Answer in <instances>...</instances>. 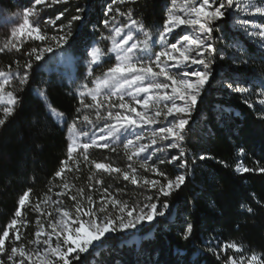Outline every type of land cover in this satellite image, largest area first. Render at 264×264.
<instances>
[{
	"label": "trees",
	"instance_id": "16d2710c",
	"mask_svg": "<svg viewBox=\"0 0 264 264\" xmlns=\"http://www.w3.org/2000/svg\"><path fill=\"white\" fill-rule=\"evenodd\" d=\"M171 1L125 0L120 3L117 0L113 4L112 0H68L66 4H52L50 7L38 5L46 20H54L67 9L55 25L40 24L42 32L49 37L64 35L68 29L61 30L58 26L67 25L71 16L77 14L76 8L86 9L84 21L73 22L72 35L66 45L76 57L73 79L47 70L34 55H28L32 48L45 47L53 43L51 41L30 39L18 44L19 51L5 49L0 52V69L12 73L5 89L13 93L16 101L11 106L14 107L13 114L4 126H0V235L14 218L19 198L31 189L29 203L21 210L28 223L26 226L17 225L21 234V240L17 242L32 249L33 244L29 241L33 240L39 212L33 208L46 193L49 196L62 191V178L55 173L66 164L63 181L75 185L63 190L65 194L60 196L66 204L76 203L71 196L77 194L78 188L84 190L78 199L86 207L87 196H92L99 206L104 188L112 197L129 206L140 208L147 201L161 206L165 200L168 204L165 215L156 220L151 238L143 246L129 248L117 245L116 241L107 242L105 248L83 254L79 264H225L229 258L244 264L253 254L264 260V173L237 171L238 166L264 167V119L261 118L264 104L260 102L264 100L261 93L264 87V48L230 29L227 21L220 25L219 32L213 33L216 38L223 36L222 40L214 41L217 52L211 68L216 74L203 91L191 116L190 129L184 132L185 139L181 143L188 168H181L176 162L168 163L176 155L173 151L158 152L148 161L149 165L155 164L165 172L168 178L187 173L185 183L169 197L160 196L157 200V190L146 186L143 180L165 182L164 178L141 167V158L129 160L131 152L124 148V143L109 148L91 147L88 149L89 160L110 163L130 175L132 172L128 166L131 164L137 183L124 179L122 172L97 171L94 164L84 161L76 153L69 159L66 127L60 126L47 112L45 100L63 114L66 124L75 120L80 126L84 115L97 119L96 107L87 108L81 104V99L84 104H93L92 98L81 97L78 93V84L85 70L82 64L86 59L85 49L97 41V46L107 51L110 40L105 37L111 35V27L106 28L103 21L108 19L112 23L111 18L115 16V23H128V17L121 13L129 9L132 10V19L141 21L151 36H155L162 31ZM47 2L50 4L51 0ZM30 5L31 0H0V10L8 13ZM109 6L114 10L111 13L107 12ZM138 37L144 38L140 32ZM154 43V39L151 40V48ZM29 61L31 69L24 67ZM114 64L113 57L94 64L86 82L90 84L89 80L101 76ZM25 72L29 73L28 82L21 85L19 80ZM229 83L233 84L232 89L227 87ZM236 87L249 91L233 90ZM35 90L38 93L43 91L45 100L35 94ZM108 107L105 102L99 108L104 122ZM241 148L244 149L242 154L239 152ZM201 155L208 158L201 160ZM161 160L165 162L161 164ZM90 175L92 180H89ZM96 180L102 183H96ZM242 204L250 206L253 212L250 214L242 209ZM108 207L111 215H117L116 209L111 205ZM187 223L193 225V233L185 240L182 233ZM13 235L10 232V237ZM233 241L241 245L240 251L223 250L225 243ZM17 242L15 244L11 238L6 240V249L10 252ZM0 260L13 264L3 253H0ZM25 264L30 262L26 260Z\"/></svg>",
	"mask_w": 264,
	"mask_h": 264
},
{
	"label": "snow or ice",
	"instance_id": "6c2138e0",
	"mask_svg": "<svg viewBox=\"0 0 264 264\" xmlns=\"http://www.w3.org/2000/svg\"><path fill=\"white\" fill-rule=\"evenodd\" d=\"M113 4L117 0H112ZM125 0H120V3H124ZM68 0H51L50 4L47 0H34V6L31 8H26L22 13V22H19L17 27H14L11 36L13 38L19 39L20 36H26L34 40L40 41H51L47 46L42 48H32L28 55H34L35 60L40 61L44 58L45 53H52L54 47L56 49L63 48L64 45L69 43V37L72 35L71 28L74 21H84L85 8H76L75 15L71 16L68 20L67 25L60 24L58 27L63 30L67 28L68 31L64 35H54L49 37L46 32H42L40 27V10L35 6L45 5L50 7L52 4H66ZM176 0H173V6H175ZM233 6L236 9L241 8L239 0H185V6L182 11H184L186 16L193 18H181L180 15L173 14L172 10H169V14L163 26V30L158 33L159 44L161 50L159 52H153L150 47L151 35L149 30H146V26L139 20L132 19V10L129 9L126 13H121V15H126L128 17V23L121 24L119 26L115 23V16L112 19L111 35L105 37V39L111 40L112 46L105 51L99 46H93L88 55L90 60L87 62L89 66L88 75H91V66L93 64H98L102 59L109 54L114 53L116 62L113 66L109 67L102 76L96 77L92 81L94 87L89 89L87 84L83 85L85 91L80 93L83 97L85 94L91 96L93 104H84L83 99H81V104L84 107L92 108L96 107V118L97 120L104 119L101 115L99 108L104 106V103H108V110H106V116L109 119L115 121L114 124H105V128L101 131L107 132L108 136H113L115 133H119L121 129L125 126H135L137 124H155L159 117L167 119L169 116H173V121L169 122L168 127H161L158 130L159 136L162 140H169V138H174L175 142H170L167 144V148H177L180 147L179 141L185 139L184 129L185 125L188 124V119L185 118L186 115L190 114L192 108L196 105L197 99L200 96L201 90L204 88L205 84L208 82L209 78L212 76L211 62L215 59L213 53L217 52L215 43L212 41V34L214 32H219L220 28L216 26V22L222 21L227 14L231 13ZM211 9V10H209ZM251 10V15L258 16L261 18V25L257 26L256 31L249 33L250 35L259 36L264 38V0H255V2H249L246 4L244 11ZM65 11L60 12L55 19H49L46 24L55 25L57 21L65 15ZM113 8L109 6L107 12H113ZM119 12V9H115ZM30 18H32L30 20ZM110 21L105 19L103 21L104 26L109 27ZM254 21L250 19H245L240 22L241 28L247 31L248 27L253 24ZM179 25H190L195 27V35H183L182 37L174 39L175 43L166 42L168 36L173 34V30ZM127 29V33L124 30ZM140 32L144 36V40L137 41L127 46L128 42L133 40V32ZM119 37V39H118ZM223 36L217 37L216 40H222ZM235 46V45H232ZM5 49H16L20 50V46L13 42V40H8L3 47H0V52L5 51ZM139 52L140 56L135 57L134 53ZM208 53V55H206ZM145 57L147 60H145ZM154 57V59H153ZM210 57V58H209ZM135 60V62H134ZM171 62V63H169ZM246 63V61H244ZM193 65L202 66L201 68H193ZM25 68L31 69V61L24 65ZM158 69V70H154ZM12 73L10 71L6 72L0 69V90H3L5 85L10 83V77ZM29 73L25 72L20 78L19 83L21 85L28 82ZM164 77L165 82H159L158 78ZM170 82V83H169ZM227 87L232 89L233 84H227ZM131 88L133 91H128ZM107 89V94L103 101L99 100L98 97L101 95L102 90ZM170 89V91H169ZM238 92H248V88L236 87L233 89ZM138 93H144L145 95L141 98H137ZM261 93L264 94V87L261 88ZM127 94L135 100L136 104L143 106V111H137L135 107H132L127 102L124 101V95ZM9 105L15 104V97L12 92L7 93ZM42 97L45 93L42 91L40 93ZM112 96H116L119 99V103H114L111 100ZM177 101H182L183 103H178ZM264 104V100L260 101ZM151 104L152 114L149 115V105ZM163 104V108L159 105ZM124 109L127 114L122 113L117 110L113 112L111 109ZM3 116L0 117V126H4L8 117L14 112V107H4ZM49 111L57 117V120H63L64 116L62 113L57 112L52 109L49 105ZM79 112L80 110L77 109ZM134 114V116L132 115ZM176 116L180 118L177 120ZM261 118L264 119V113L261 114ZM82 123L92 124L93 121L90 120L89 116L84 115L82 117ZM68 132L71 136V142L68 145V156L69 159L73 158V153L83 157L84 161L94 164L97 171H103L106 173H121L124 179H131L133 183H137V177L135 175V169L132 168L131 164L128 166L131 169L132 174L130 175L128 171H122L119 168H114L110 163H97L94 160H89L88 149L91 147L97 148H109L108 143H99L98 141H104L105 136L101 135L98 138L93 134L89 138V142L81 143L79 141L80 136H88V132L78 129L77 123L74 120L68 128ZM157 133H153V138L151 143L156 144ZM141 140V137L137 135L135 141ZM129 146H134L133 140H128L124 145L126 150ZM150 145L139 144L134 152L128 155V159L132 160L133 157H138L140 153L146 151ZM80 150V151H78ZM115 151V149H112ZM157 151H163V149H157ZM242 154L244 149H239ZM184 150L181 149L179 156H172L168 163L176 162L181 168H188V163L183 159ZM208 158L205 155H201L199 159L203 160ZM165 161L161 160L160 163L163 164ZM65 166L61 167L55 175L62 178V191L57 193V196H62L65 194L63 190H68L70 187H75V185H70L68 182L63 181V173L65 171ZM141 167L146 168L150 171L157 173L160 177L164 178L165 182L159 180H148L144 179L143 183L146 186L154 188L157 190L159 200L160 196L169 197L176 189H179L181 185L185 183L186 174L182 173L175 176L174 179L168 178L166 173L161 171L158 167L149 165L147 158L141 163ZM258 171L264 173V167H259L256 169L241 168L237 167V171ZM93 176H89V180H92ZM96 183H102L100 180H96ZM92 187L91 184L88 185ZM31 189H28L23 193V195L18 200V208L14 213V218L5 227L0 235V253H3L7 257L8 261H12L13 264H25L27 260L30 264H79L81 261V256L86 254L90 248L98 246L96 242H100L106 237V234L116 232L118 230H125L130 228H136L138 224L143 221H154L157 216H163L164 211H158L157 203L145 204L143 207L137 209L136 206H129L123 201L117 200L108 193V189H103V196L101 197V202L99 206L93 200L92 196H87L88 207L85 209L84 205L78 199V197L83 196V188H78L76 190V195H72L71 199L76 203L72 206L74 208L73 212L67 210L60 201L52 200L51 197L44 195V198L39 203L35 204L33 211H40L42 214H46L49 217L48 227L52 229L51 233H47L44 228V224L41 223L38 218L37 231L35 232V239L29 241V243L36 245L37 247L32 251H28L24 245L19 247H11L10 252L5 247V242L8 239H13L14 241L21 240L20 229L17 227L26 226L28 223L22 217V209L25 207L26 203H29V193ZM50 191V190H49ZM148 200H152V197H148ZM51 202L55 207L52 211H47L42 208V205H48ZM108 205L116 209L120 215L113 216L109 212ZM168 207L167 201L165 200L161 204V208L166 209ZM242 209H246L248 213H252L253 209L247 205H241ZM55 213V217L53 216ZM135 213V215H134ZM126 214V215H125ZM10 232L14 233L10 237ZM193 233V225L187 223L183 230L182 238L187 240L191 237ZM52 235L57 237L55 245L52 243ZM44 237L43 239H41ZM62 238V239H61ZM42 248V252H41ZM229 248L236 249L240 251L241 245L236 242L225 243L223 250ZM17 256L19 259L17 260ZM35 257V261L33 259ZM0 264H6L5 260H0ZM225 264H242L236 259L229 258L225 261ZM248 264H264V260H261L255 254H253L248 261Z\"/></svg>",
	"mask_w": 264,
	"mask_h": 264
},
{
	"label": "rangeland",
	"instance_id": "374dc122",
	"mask_svg": "<svg viewBox=\"0 0 264 264\" xmlns=\"http://www.w3.org/2000/svg\"><path fill=\"white\" fill-rule=\"evenodd\" d=\"M240 4H241V8L240 9H236L235 6H233V10L231 13L227 14L226 17L219 22H216V26L219 28L220 25H222L224 23V20L228 22V26L230 27V29H232L233 31H238L240 32L243 36H245L248 39L253 40L259 47L264 48V38H261L259 36H255V35H250L249 33H253L256 31L257 26L261 25L262 21L261 18L258 16H253L251 15V10L249 11H244V8L246 6L247 3L249 2H255V0H239ZM34 6V0H31V5L29 7H24V8H19L17 11H14L12 13H8V12H4L3 10H0V45L3 46V43L8 42V40H13V42L19 44L20 42H25L28 41L32 38H28L26 36H20V34L18 33V37L19 39L13 38L11 36V32L13 30L14 27H17L19 22H22V13L23 10L26 8H31ZM38 6V5H37ZM37 6H35L37 9L40 10V24L43 22H47L48 20L44 19V16L42 14V11L40 8H38ZM185 6V0H176L175 6H173V0L171 1V3L169 4L168 7V13L167 16L169 14V10L173 11V14L176 15H180L181 18H193V17H189L186 16L184 11H182V9H184ZM211 10V9H209ZM32 18H30L31 20ZM245 19H250L252 21H254L253 24H251L247 31H245L243 28H241L240 26V22L245 20ZM165 24V23H164ZM116 25L119 26L121 25L120 22H116ZM110 27L112 26V23H110L109 25ZM164 26V25H163ZM163 30V28H162ZM127 29L124 30V33H121V36H123L124 34L127 33ZM196 29L193 26L190 25H179L178 27H176L173 30V34L171 36H168L167 41L169 43H175L176 40L174 39V37L179 38L182 37L183 35H195ZM157 37V38H156ZM156 38V39H155ZM119 39V37H118ZM155 41L153 48H151V50L153 52H159L161 50V46L159 44V36L158 33L155 34V36H151V40ZM144 40V38L139 39L138 37V32L134 31L133 32V40L128 42L127 46H131L132 43L137 42V41H142ZM216 40L215 35L212 34V41L214 42ZM93 46H97V41L91 43L90 47L85 49V54H86V59H84L82 61V64L84 66V73L81 77V81L79 82L78 86V93L80 95V93L82 91H85V89L83 88V85L87 84L88 88L91 89L94 87V84L92 83L93 80H95V78L89 80L90 84H88L87 79L89 77L88 72H89V66H88V61L90 60V56L88 55V52L90 51V49ZM112 46V42L110 40V46L107 47L110 48ZM206 55H208V53H206ZM211 55H216V53H213ZM135 57L140 56V53L137 51L134 53ZM109 57H113L115 62H116V58H115V54H109L108 56L104 57V58H109ZM103 58V59H104ZM210 58V57H209ZM102 59V60H103ZM154 59V57H153ZM145 60H147V58L145 57ZM75 61H76V57L72 56L71 53L69 52V50L66 48V45L63 46V48L61 49H56L54 47V50L52 53H45L44 54V58L42 60H40V63L44 66V68H46L49 71H57L61 74H66V76L70 79L74 78V69H75ZM135 62V60H134ZM171 63V62H169ZM94 65V64H93ZM92 65V66H93ZM91 66V67H92ZM193 68H201L202 66H197V65H193ZM154 70H158V69H154ZM212 76L209 78L208 82L205 84L204 88L201 90L200 96L197 99V103L198 101L201 99L203 91L207 88L208 84L211 82L212 78L214 77V75L216 74V72L214 70H212ZM102 76V75H101ZM12 77V76H11ZM10 77V80H11ZM159 82H165V78L164 77H159L158 78ZM170 83V82H169ZM8 85V84H7ZM5 85V87L7 86ZM0 90V115H3V108L4 107H9L12 105L8 104V100L10 99L7 95V91L6 89ZM107 89L102 90L101 95L98 97L99 100L103 101L105 98V95L107 94ZM128 91H133L131 88L128 89ZM170 91V89H169ZM35 94L39 95L42 99H44V97H42L40 95V93L37 92V90L34 91ZM137 98H141L143 97L145 94L144 93H138L136 94ZM84 96L90 97L89 95L85 94ZM83 96V97H84ZM45 100V99H44ZM112 102L115 103H119V99L116 96H112L111 97ZM124 101L127 102L129 105H131L132 107H135L137 109V111H143V106L142 105H138L136 104L135 100L132 99L131 96L125 94L124 95ZM178 103H183L182 101H177ZM196 105L192 108L190 114L186 115L185 118L188 119V124L185 125V129L184 132L188 131L190 129V124H191V116L194 113V110L197 106ZM45 104H46V108H47V112L49 113V115H51L55 121L60 125V126H64L66 127L67 130V137L69 140V143L71 142V136L68 132V128L72 123H65V117L63 120L58 121L57 117L55 115H53L52 112L49 111V103L45 100ZM159 107L163 108V104L159 105ZM52 108V107H51ZM54 109V108H52ZM121 111L124 114L126 113V110L124 109H117L115 111ZM154 109H152L151 104L149 105V115L152 114V111ZM113 111V112H115ZM58 112V111H57ZM134 116V114H132ZM180 117L176 116V119L178 120ZM93 121L92 124H85V123H81V125H77L78 129H82L85 132H88V136H80L79 137V141L81 143H85V142H89V138L93 136V134L95 135L96 138H98L101 135L105 136V140L104 141H98L99 143H108L110 146L111 145H117L118 143H124V145L127 143L128 140H133L134 141V146H129V150L130 152H134L136 150V147L139 144H145V145H150V147H148L146 149V151L140 153V155L138 156L139 158L142 159V161L145 160V158H147V161H151L155 154L161 151H157V149H163V151H173L175 152L174 154H176L175 156H179L180 152H181V143L183 141H179L180 147L177 148H167V144L170 142H175L174 138H169V140H162L159 136L158 130L161 127H168L169 122L173 121V116H169L167 119H164L163 117H159L157 119V123L155 124H137L135 126H125L124 129H121V131L119 133H115L113 136H108L106 130L105 131H101L102 129L105 128V124H114L115 121L112 119H109L108 117L105 118V122L104 119H90ZM156 132L157 136H156V140L157 143L156 144H152V138H153V133ZM139 135L141 137V140L139 141H135V137ZM186 155V153L184 152V156ZM58 193V192H57ZM57 193L54 192L53 194L49 195V197H51L52 200H58L62 203V205L69 210L70 212L74 211V208L72 207L73 205L71 204H66L60 196H57ZM149 203H154V202H148L145 204H149ZM144 204V205H145ZM143 205V206H144ZM158 205V204H157ZM141 206V207H143ZM55 206L51 204V202H49L48 205H42V208L45 210V212L47 211H52L53 208ZM84 208L86 209L87 207L84 206ZM139 209V208H137ZM158 211L162 210L164 211V215H165V209L161 208L160 205H158L157 208ZM118 216L120 215V213L117 211L116 213ZM126 215V214H125ZM135 215V213H134ZM163 215V216H164ZM53 216L55 217V213H53ZM163 216H157L156 219L154 221L148 222V221H143L140 224H138L136 226V228H130V229H125V230H118L116 232H112L109 234H106V237L103 238L100 242H96L98 246L96 247H92L89 249V251L87 253H95L97 252L99 249L101 248H105V246L109 243H112L113 241L117 242V245H123L125 247H137L140 248L141 246H143V243L147 240H149L151 238L152 235V231L153 228L155 227V222L159 217H163ZM40 219L41 223L44 224V228L45 231L47 233H51L52 229L50 227H48V220L49 217L46 214H42V212H38V216L37 219ZM20 229V228H19ZM37 231V223L35 225V232ZM44 237H42L41 239H43ZM33 239H35V233L33 236ZM57 237L55 235H52V243L53 245H55ZM62 239V238H61ZM13 242L16 244L17 241ZM22 244L18 245L17 242V247H19ZM37 246L36 245H32V249H27L28 251H32L33 249H35ZM41 252H42V248H41ZM86 253V254H87ZM17 258H19L17 256ZM34 261H35V257H33ZM249 261V260H248ZM248 261H246L244 264H248ZM38 264V262H37Z\"/></svg>",
	"mask_w": 264,
	"mask_h": 264
}]
</instances>
